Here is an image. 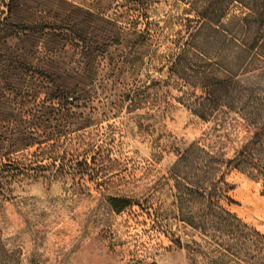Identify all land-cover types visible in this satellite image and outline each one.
<instances>
[{"label": "rangeland", "instance_id": "obj_1", "mask_svg": "<svg viewBox=\"0 0 264 264\" xmlns=\"http://www.w3.org/2000/svg\"><path fill=\"white\" fill-rule=\"evenodd\" d=\"M17 12L41 28L31 35L32 80L0 58V146L12 161L0 173V238L19 264H261L238 232L231 240L174 214L166 177L179 154L198 142L230 158L247 135L232 115L201 120L177 101L186 88L168 60L193 32L188 4L21 0ZM44 22L62 26L59 36L76 31L78 46L43 37ZM241 81L264 95V67ZM226 180L231 201L221 204L264 235L260 183L234 169ZM110 198L131 204L115 212Z\"/></svg>", "mask_w": 264, "mask_h": 264}, {"label": "trees", "instance_id": "obj_2", "mask_svg": "<svg viewBox=\"0 0 264 264\" xmlns=\"http://www.w3.org/2000/svg\"><path fill=\"white\" fill-rule=\"evenodd\" d=\"M19 1L4 2L6 16L0 20V58L6 66L16 67L19 73L27 74L32 80L34 48L31 35L41 28L30 20L19 19ZM182 1L192 11L195 25L189 38L176 44L168 60V70L177 75L186 88L181 90L177 101L201 120L207 121L220 112L232 115L243 124L247 135L230 158L198 142L191 143L179 154L166 177L172 191L174 214H193V220H188L193 228L204 230L208 225L215 232L221 228L231 240L238 232L242 245L254 244L264 264V235L221 204L222 199L231 201L227 194L232 187L226 177L232 169L260 183L264 196V95L241 81V76L264 67V0ZM233 6L242 9V13L228 15ZM42 27L48 31L43 30V37H58L54 42L58 47L63 40L67 45L78 46L80 37L76 31L69 28L70 34L59 36L55 33L62 26L44 22ZM43 46L46 49V43ZM56 51L50 50V55ZM135 92L136 89L132 95L126 94L125 100L133 103ZM68 100L75 98L69 96ZM5 141L12 147L18 138L12 133ZM4 149L0 146V173L9 172L12 165L10 159L2 162L3 156L11 153L3 152ZM130 204L128 198L109 200L115 212H121ZM213 239L220 246V239ZM17 259L5 249L0 238V264H19Z\"/></svg>", "mask_w": 264, "mask_h": 264}]
</instances>
